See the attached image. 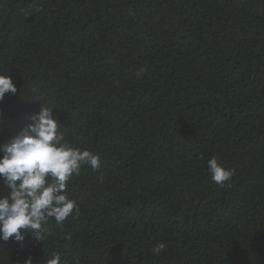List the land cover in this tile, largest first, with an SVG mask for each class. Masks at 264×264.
<instances>
[{"label":"trees","instance_id":"16d2710c","mask_svg":"<svg viewBox=\"0 0 264 264\" xmlns=\"http://www.w3.org/2000/svg\"><path fill=\"white\" fill-rule=\"evenodd\" d=\"M6 71L0 144L48 106L101 167L67 184L78 215L0 241V264H264V0H0Z\"/></svg>","mask_w":264,"mask_h":264},{"label":"clouds","instance_id":"9594fccd","mask_svg":"<svg viewBox=\"0 0 264 264\" xmlns=\"http://www.w3.org/2000/svg\"><path fill=\"white\" fill-rule=\"evenodd\" d=\"M7 93H17V87L8 71L0 72V101ZM31 120L0 144V184L7 188V194H0V241L22 243L28 233L42 241L48 234L45 225L49 219L60 225L74 211L78 215L67 184L83 165L93 171L101 167L98 154L65 140L52 108L42 105ZM3 127L0 120V130ZM206 163L214 183L223 186L231 180L234 171L224 167L218 156L209 157ZM165 248L163 242L157 243L153 254L159 255ZM23 264H32L31 256ZM46 264H61L60 253H51Z\"/></svg>","mask_w":264,"mask_h":264}]
</instances>
